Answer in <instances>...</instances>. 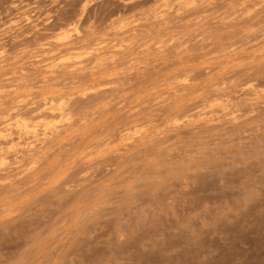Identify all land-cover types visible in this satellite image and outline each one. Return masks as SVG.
<instances>
[{
	"label": "rangeland",
	"instance_id": "rangeland-1",
	"mask_svg": "<svg viewBox=\"0 0 264 264\" xmlns=\"http://www.w3.org/2000/svg\"><path fill=\"white\" fill-rule=\"evenodd\" d=\"M0 264H264V0H0Z\"/></svg>",
	"mask_w": 264,
	"mask_h": 264
},
{
	"label": "bare ground",
	"instance_id": "bare-ground-1",
	"mask_svg": "<svg viewBox=\"0 0 264 264\" xmlns=\"http://www.w3.org/2000/svg\"><path fill=\"white\" fill-rule=\"evenodd\" d=\"M85 63V62H84ZM80 65V64H79ZM82 65V64H81ZM69 67V66H68ZM79 69V68H78Z\"/></svg>",
	"mask_w": 264,
	"mask_h": 264
}]
</instances>
